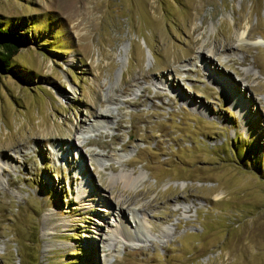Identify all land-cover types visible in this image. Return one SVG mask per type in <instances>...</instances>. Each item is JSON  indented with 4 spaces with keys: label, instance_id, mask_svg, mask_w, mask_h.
I'll list each match as a JSON object with an SVG mask.
<instances>
[{
    "label": "rangeland",
    "instance_id": "374dc122",
    "mask_svg": "<svg viewBox=\"0 0 264 264\" xmlns=\"http://www.w3.org/2000/svg\"><path fill=\"white\" fill-rule=\"evenodd\" d=\"M0 26L27 41L0 76V264H264V0H0Z\"/></svg>",
    "mask_w": 264,
    "mask_h": 264
},
{
    "label": "bare ground",
    "instance_id": "6f19581e",
    "mask_svg": "<svg viewBox=\"0 0 264 264\" xmlns=\"http://www.w3.org/2000/svg\"><path fill=\"white\" fill-rule=\"evenodd\" d=\"M244 34L245 33H242V34H240L239 35V38H240V40H242V39H244L243 38V36H244ZM216 48H215V46H214V48L213 49H211L210 51H209V53H207L206 52V54H204L203 53V51L204 50H202V52H201V56H202V59L205 61V62H207L208 63V66H209V68H213V67H211V59L213 60V56H215V55H217L218 53H216L218 50H215ZM226 50H233L232 49V47L231 46H229V45H227V47H226ZM233 62V61H232ZM215 72L216 74L218 73V70L217 69H214V70H212V72ZM226 71V70H225ZM221 74H219V75H221V76H224L226 79H228V80H231V75L229 74V72H224L223 70H220L219 71ZM235 86H237V85H234V89H235ZM232 89V88H231ZM68 96V95H67ZM67 96H66V98H67ZM242 97V96H241ZM113 102H114V99H108L107 101H106V103H107V106H108V108H109V111H108V113H104V112H98L95 116H94V120L95 121H106V120H108V119H106L107 117H110L111 116V114L112 113H114V111L116 110V109H114V108H112L111 107V104H113ZM141 178V177H140ZM140 178L139 179H136V180H133V179H130V177L128 178V179H130V181H132L131 183H134V182H138V181H140ZM129 181V180H128ZM128 181H126V184L128 185L129 184V182ZM135 184V183H134ZM137 185V184H136ZM125 204H129V202H123V203H120V205H121V211L117 214V217H118V219H119V224H120V227H122L123 228V230L125 231V233L127 234V236H130V237H134V235H132V233H131V228H135L137 231L139 230V229H141V227H142V222H141V219L140 218H138V216H137V214L139 213L138 211L139 210H137V207L136 208H132L131 210H132V222H133V224H131L130 223V221H127V217L126 216H124V213H123V209H124V205Z\"/></svg>",
    "mask_w": 264,
    "mask_h": 264
},
{
    "label": "trees",
    "instance_id": "16d2710c",
    "mask_svg": "<svg viewBox=\"0 0 264 264\" xmlns=\"http://www.w3.org/2000/svg\"><path fill=\"white\" fill-rule=\"evenodd\" d=\"M26 32L0 26V76L13 72L12 58L25 47Z\"/></svg>",
    "mask_w": 264,
    "mask_h": 264
}]
</instances>
